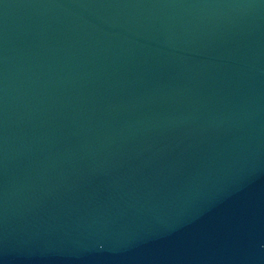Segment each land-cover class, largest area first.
I'll return each instance as SVG.
<instances>
[{
    "label": "water",
    "instance_id": "1",
    "mask_svg": "<svg viewBox=\"0 0 264 264\" xmlns=\"http://www.w3.org/2000/svg\"><path fill=\"white\" fill-rule=\"evenodd\" d=\"M0 264H264V0H0Z\"/></svg>",
    "mask_w": 264,
    "mask_h": 264
}]
</instances>
